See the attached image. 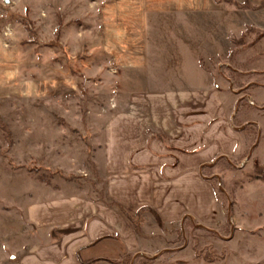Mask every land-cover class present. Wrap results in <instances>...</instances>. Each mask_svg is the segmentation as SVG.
<instances>
[{
  "label": "rangeland",
  "instance_id": "rangeland-1",
  "mask_svg": "<svg viewBox=\"0 0 264 264\" xmlns=\"http://www.w3.org/2000/svg\"><path fill=\"white\" fill-rule=\"evenodd\" d=\"M109 1L0 0V264H20L41 243L29 206L75 194L105 203L95 157L106 127L131 94L159 88L219 94L228 116L222 131L241 139L242 153L218 154L200 169L219 202L216 222L189 216L164 225L155 210H136L140 248L104 264H264V31L150 38L151 68H124L120 39L103 31ZM219 2L245 25L247 10H262L247 0Z\"/></svg>",
  "mask_w": 264,
  "mask_h": 264
},
{
  "label": "crops",
  "instance_id": "crops-1",
  "mask_svg": "<svg viewBox=\"0 0 264 264\" xmlns=\"http://www.w3.org/2000/svg\"><path fill=\"white\" fill-rule=\"evenodd\" d=\"M234 1L242 4L245 0ZM247 1L253 6L264 2ZM226 5L219 0H111L102 15L103 31L105 36L120 39L116 48L122 52V67L148 70L150 38H206L208 31L227 33L230 29L241 34L246 26L264 31V9L247 10L245 25L240 14L226 13ZM171 42L178 52H187L186 44ZM190 47L192 53H198L197 44ZM107 48V52L116 51ZM227 117L222 97L205 89L159 88L131 94L127 109L108 123L104 147L95 157L102 166L107 200L103 203L75 194L29 206L27 219L40 231L42 240L25 252L20 264L97 260L96 264H104V260H121V256L137 252L140 242L131 219L113 203L128 214L151 208L164 225L189 216L204 223L216 222L219 202L200 169L218 154L242 153H237L241 139L222 131ZM156 132L168 144L155 139ZM149 135L153 139L147 144ZM102 247L110 256H95V250Z\"/></svg>",
  "mask_w": 264,
  "mask_h": 264
},
{
  "label": "trees",
  "instance_id": "trees-1",
  "mask_svg": "<svg viewBox=\"0 0 264 264\" xmlns=\"http://www.w3.org/2000/svg\"><path fill=\"white\" fill-rule=\"evenodd\" d=\"M251 8H254V9H263L264 8V2L262 3V4H260L259 6H256V7H254V6H252L251 5ZM123 214H125V215H127V217L129 218V219H131L132 220V217H131V215L130 214H128L125 210H124V208H122L121 206H119V205H115ZM145 210H148V209H146V208H144V209H141V211H145ZM160 222V221H159ZM137 227V231L139 232V227L138 226H136ZM83 262V264H96L97 262H99V260H97V261H86V262H84V261H82Z\"/></svg>",
  "mask_w": 264,
  "mask_h": 264
}]
</instances>
